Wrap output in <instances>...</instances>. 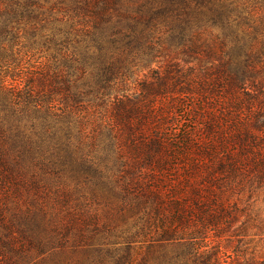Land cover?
I'll list each match as a JSON object with an SVG mask.
<instances>
[{
	"label": "trees",
	"instance_id": "obj_1",
	"mask_svg": "<svg viewBox=\"0 0 264 264\" xmlns=\"http://www.w3.org/2000/svg\"><path fill=\"white\" fill-rule=\"evenodd\" d=\"M99 252L264 264V0H0V264Z\"/></svg>",
	"mask_w": 264,
	"mask_h": 264
},
{
	"label": "rangeland",
	"instance_id": "obj_2",
	"mask_svg": "<svg viewBox=\"0 0 264 264\" xmlns=\"http://www.w3.org/2000/svg\"><path fill=\"white\" fill-rule=\"evenodd\" d=\"M142 73L143 72H139L138 74L139 75H142ZM131 86V85H130ZM131 92V91H130ZM168 123H169V125L168 126H178L177 124H176V120L174 119V118H172V117H168ZM189 125V124H188ZM88 126V125H87ZM167 126V125H166ZM100 205V204H99ZM92 208H94L95 210H97L100 214H101V210H103V211H105V210H107V207H103V205L101 204L100 206H97V205H93L92 206ZM103 241V240H102ZM101 246H103L102 247V249H104L105 250V248H106V246L108 247V245H105L104 243H102V245ZM103 251V250H102ZM101 251V252H102ZM101 252H99V253H97V255L98 256H96V255H94V256H90V259L89 260H93V258H94V264H105L106 262L104 261V260H102V256H101ZM103 258H106V256H105V252H104V256H103ZM103 262H102V261ZM110 260V259H109ZM90 262V261H89ZM92 262V261H91ZM108 262H111V260L110 261H108Z\"/></svg>",
	"mask_w": 264,
	"mask_h": 264
}]
</instances>
